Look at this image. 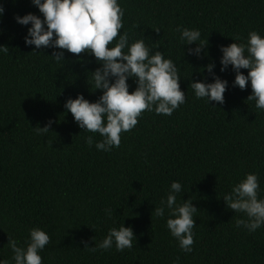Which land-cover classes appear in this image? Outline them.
<instances>
[{
	"label": "trees",
	"instance_id": "trees-1",
	"mask_svg": "<svg viewBox=\"0 0 264 264\" xmlns=\"http://www.w3.org/2000/svg\"><path fill=\"white\" fill-rule=\"evenodd\" d=\"M118 3L124 11L120 32L173 60L185 103L170 116L145 110L133 129L121 133L119 147L105 152L86 144L89 135L101 137L80 129L64 108L78 93L90 102L101 95L89 73L98 67L95 59L64 50L57 62L48 56L52 49L26 46L30 24L22 26L14 16L42 14L31 0H0V45L9 48L0 53V259L14 264L8 238L25 246L29 229L40 227L50 236L42 264H264V226L252 233L237 228L236 220L246 217L222 198L252 172L264 199V111L247 100L250 84L244 90L232 86L231 66L219 71L220 45L246 43L251 30L264 36V0ZM178 26L200 30L204 58L187 55L196 45H184ZM213 62L229 82L222 105L197 99L189 87L211 82L205 66ZM128 83L131 92L136 85ZM49 119L50 131L37 134L33 128ZM172 181L182 185L178 201L191 198L197 208L189 253L166 228L167 211L164 218L152 215ZM122 222L136 237L131 249L84 248Z\"/></svg>",
	"mask_w": 264,
	"mask_h": 264
},
{
	"label": "clouds",
	"instance_id": "clouds-1",
	"mask_svg": "<svg viewBox=\"0 0 264 264\" xmlns=\"http://www.w3.org/2000/svg\"><path fill=\"white\" fill-rule=\"evenodd\" d=\"M31 4L38 8L42 18L31 12L14 16L16 23L22 26L30 24L24 36L26 46L52 49L48 56L57 62L64 59V50L77 54L78 59L83 52L93 57L98 65L89 72L94 89L101 91L97 100L90 102L78 93L64 103V108L71 113L80 129L98 133L101 137L94 140L92 135L87 136L85 142L89 147L94 144L97 150L111 151L119 147L121 133L133 129L138 123L137 118L145 110L170 116L185 103V92L179 83L181 77L173 60L165 58L158 49L153 52L144 39L130 43L127 32H120L124 11L118 0H31ZM3 14L4 8L0 5V16ZM155 31L159 33V29ZM176 31L180 33L184 45H196L187 48V55L197 59L207 55L203 51L207 42L201 41L199 29L178 26ZM114 40L116 42L112 45ZM8 50L7 46L0 45V53H7ZM219 51L222 54L219 71L223 73L231 66L235 74L232 86L244 90L250 84L252 91L247 100L255 101V107L264 111V36L251 30L246 43L233 41L220 45ZM215 67L214 62L205 66L211 82L192 81L189 87L197 99H203L209 105L210 102L222 105L229 82L217 75ZM241 69H247V75ZM129 79L136 85L131 92ZM53 123L49 119L43 127L33 129L37 134H46ZM258 189L257 175L245 173L222 197L227 208L235 213H244L246 219L239 218L235 223L237 228L243 227L249 233L264 226V199L258 198ZM181 192V183L172 181L166 197L161 198L160 206L154 207L152 215L164 218L167 211L166 228L178 241L180 249L189 253L194 243L193 217L197 208L191 198L184 200L180 197L178 201L177 195ZM105 212L112 216L110 209H105ZM134 238L132 227H125L122 222L119 227L109 228L106 236L95 246L89 247L84 242V248L109 250L115 244L116 250L122 252L132 248ZM49 242L50 236L40 227L29 229L25 246H20L16 239L9 237L7 245L13 254L11 261L14 264H42L40 252ZM0 264L10 262L0 259Z\"/></svg>",
	"mask_w": 264,
	"mask_h": 264
}]
</instances>
